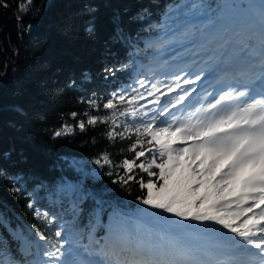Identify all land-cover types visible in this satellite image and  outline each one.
Returning a JSON list of instances; mask_svg holds the SVG:
<instances>
[{"label": "trees", "instance_id": "obj_1", "mask_svg": "<svg viewBox=\"0 0 264 264\" xmlns=\"http://www.w3.org/2000/svg\"><path fill=\"white\" fill-rule=\"evenodd\" d=\"M259 2L34 0L31 11L17 20V0H8L11 6L0 8V244L19 259L21 241L16 237H22L31 247L28 258L35 259L45 242L36 236L34 226L52 240L58 239L54 231L62 226L74 247L118 249L121 236L127 234L145 253H170L159 240H149L151 230L171 235V252L183 245L177 238L209 232L202 231L199 222L182 221L143 205L137 198L146 196V189L138 183H113L119 176L126 177L123 169L94 163L103 153L109 154L114 165L133 159L134 154L127 151L131 141L111 142L103 125H86L84 131L76 125L87 119L86 112L103 115L108 111L102 104L99 109L90 108L88 98L103 102L129 85L143 94L137 101L139 111L158 114L164 107L150 100L157 92L148 94L146 73L165 70L180 53L218 59L225 52L240 50L251 36L252 53L258 59L261 18L253 6ZM193 3L201 7L195 11L185 7ZM145 8L150 15L140 21L138 14ZM117 18L130 40L113 39ZM232 19L237 26L234 33L229 27ZM192 24L194 28L189 27ZM157 25H163L159 32L149 30ZM174 49L180 52L169 56ZM123 64L128 65L127 71L114 75L106 71ZM64 125L72 126L73 132L55 137ZM134 173L147 180L139 169ZM17 188L20 191H14ZM37 210L55 217V226L49 228L37 219ZM174 221L191 227L177 229ZM140 225L145 232L133 239L132 230Z\"/></svg>", "mask_w": 264, "mask_h": 264}, {"label": "snow or ice", "instance_id": "obj_2", "mask_svg": "<svg viewBox=\"0 0 264 264\" xmlns=\"http://www.w3.org/2000/svg\"><path fill=\"white\" fill-rule=\"evenodd\" d=\"M10 6L8 0H0V8ZM16 6V18L20 20V14L31 11L34 0H17ZM185 7L195 11L201 6L193 3ZM253 7H258L261 18L259 58L252 53L250 36L240 48L242 56L247 57L245 68L237 73L243 78V88L230 87L209 103L204 109L205 113H210L206 120L193 122L195 113L185 120H160L166 109L149 116L147 111L141 112L137 107L138 98L143 99V94L129 85L111 93L103 102L88 98L90 108L99 109L102 104V108L108 111L103 115L86 112L87 119L78 121L76 125L81 131L86 125H103L111 142L131 141L127 151L134 154L133 159L125 158L114 165L109 154L103 153L94 163L101 167L109 165L110 169H123L126 177L119 176L113 183L121 186L129 182L138 183L141 189H146V196L137 198L143 205L172 214L182 221L199 222L202 231L219 233L214 250L195 251L176 245L172 253H145L142 246L127 234L121 236L118 249L74 247L65 237L62 226L54 231V237L58 238L55 240L34 226L36 236L45 242L44 249L37 251L36 258H28L32 255L30 245L22 237H16L21 241L17 248L19 259L14 258L11 248L0 244V264H264V0ZM149 15L145 8L137 19L143 21ZM162 26H149V30L159 32ZM189 27L194 28L195 25ZM87 31L91 34L94 28L90 25ZM113 39L120 42L131 39L119 27L118 18ZM127 69L128 65L123 64L118 69L106 71L114 75ZM217 70L218 65L210 64L207 72L214 75ZM203 74L204 70H201L195 79L186 78L184 83L195 84ZM179 80L177 75L172 82L175 87L157 80L147 89L148 94L159 92L161 87L169 92L175 91L180 87ZM136 83L143 86L142 81L137 80ZM183 99V96L179 97V100ZM227 101L239 103L233 107L225 103ZM156 103H159V97ZM218 106L221 107L218 109ZM221 112L224 114L220 115ZM76 115L72 113L73 119ZM72 132V126L64 125L54 136ZM136 169L144 173L147 180L144 176L138 178L134 173ZM107 174L111 176L113 171ZM96 202L102 203L101 200ZM28 207L33 208V204L29 203ZM34 216L49 228L55 226V217L49 218L47 212L37 210ZM173 223L181 230L191 227L179 221ZM213 224L220 225L227 233L213 228Z\"/></svg>", "mask_w": 264, "mask_h": 264}, {"label": "rangeland", "instance_id": "obj_3", "mask_svg": "<svg viewBox=\"0 0 264 264\" xmlns=\"http://www.w3.org/2000/svg\"><path fill=\"white\" fill-rule=\"evenodd\" d=\"M235 61H236V63L239 62L237 60H235ZM172 62L174 63L175 61H172ZM181 62L177 61V62L174 63V65H173V63L170 64L167 67V69L164 70V71H162L160 69H158V70H153V69L148 70V72L146 73V83H147L148 87H151V84L155 83L157 80L164 81L166 83L171 84L173 87H175V85L172 84V82L176 80V76L177 75L180 77V75L178 73H176L177 72L176 69H178L177 66ZM234 66H236L237 70H238V68H241L240 65H238V66L235 65V62H234ZM183 70H186L187 75H183V77H180V80H179L180 87L179 88H176L175 91L169 92L166 88L161 87L160 91L157 92V94L154 97H150V100H154V102H156V98L159 97V103L158 104L160 105V107H162V108L166 107V109L169 110V111H167V113H170V114H166L165 113L163 116L159 117L160 120L169 121V118H170V120H173V119L185 120L183 118V116L185 114H187V110L184 109L185 105L180 106L178 108V110L170 109V107L172 106V102H173L172 97L179 93V90L182 88L184 80L187 78V76H189V78L192 76V74L190 72V67L186 69L185 65H183ZM153 72H155V75H153ZM229 72L232 75H234L233 72H231V71H229ZM184 85H187V84H184ZM220 91L222 92V90H220ZM182 96L185 98L186 94L182 95ZM169 99L172 100V101H170ZM175 102L177 103V101H175ZM162 110H165V109H162ZM158 112H159V110H158ZM185 158H187V157H185ZM257 211H258V209H257ZM214 227L216 229H221L222 232H225V230H226V229H222L220 225H215ZM160 233H163V232H160ZM190 234L191 235L189 236V238L186 241L187 242L189 241V245L193 246L194 244H197L199 242L208 241L211 236H213L215 234H219V233H216V232L212 231V232H209V235L208 234L205 235L204 233L200 234L199 232L196 231V232H193V233H190Z\"/></svg>", "mask_w": 264, "mask_h": 264}, {"label": "bare ground", "instance_id": "obj_4", "mask_svg": "<svg viewBox=\"0 0 264 264\" xmlns=\"http://www.w3.org/2000/svg\"><path fill=\"white\" fill-rule=\"evenodd\" d=\"M236 73H238L237 71H236ZM223 75L224 76H227L228 74H227V72L224 70V72H223ZM187 92V89L186 88H183V89H181L180 90V94H182V93H186ZM179 94V95H180ZM178 95V96H179ZM178 96H176L175 98H177ZM197 96H199V95H197ZM196 100V99H195ZM195 100H191V102H190V100L189 99H185L184 100V102H183V105H188L189 106V110H194V109H196V105H194V106H190L191 105V103L192 102H194Z\"/></svg>", "mask_w": 264, "mask_h": 264}]
</instances>
